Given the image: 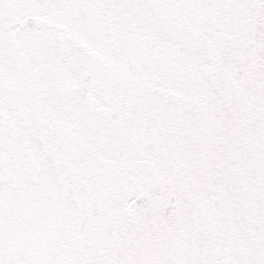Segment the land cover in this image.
Listing matches in <instances>:
<instances>
[{"label": "snow or ice", "instance_id": "1", "mask_svg": "<svg viewBox=\"0 0 264 264\" xmlns=\"http://www.w3.org/2000/svg\"><path fill=\"white\" fill-rule=\"evenodd\" d=\"M0 264H264V0H0Z\"/></svg>", "mask_w": 264, "mask_h": 264}]
</instances>
